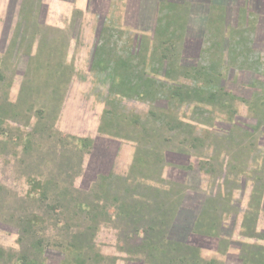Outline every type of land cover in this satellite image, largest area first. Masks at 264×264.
Listing matches in <instances>:
<instances>
[{
	"label": "rangeland",
	"instance_id": "obj_1",
	"mask_svg": "<svg viewBox=\"0 0 264 264\" xmlns=\"http://www.w3.org/2000/svg\"><path fill=\"white\" fill-rule=\"evenodd\" d=\"M55 9L45 15L44 8L41 17L66 32L74 70L58 108L52 99L47 106L33 101L18 121L0 117V264H143L121 250L112 222L100 226L92 250L72 246L80 219L72 197L94 176L99 183L110 164L128 177L127 187L146 178L153 191L195 190L184 194L175 231L186 234L194 214L212 206L218 221L235 229L218 248L216 239L203 238L201 255L240 264L239 243H255L245 218L257 216V231H264V17L255 15V74L223 66L216 73L224 80L209 81L204 66H177L174 51L133 49L135 33L120 19L108 27L106 2L91 5L75 25L74 12L66 20ZM6 52L0 49V66ZM25 70L9 74L12 103ZM104 126L121 137L101 132ZM159 157L165 162L154 164ZM140 168L147 177L133 178L130 170Z\"/></svg>",
	"mask_w": 264,
	"mask_h": 264
},
{
	"label": "trees",
	"instance_id": "obj_2",
	"mask_svg": "<svg viewBox=\"0 0 264 264\" xmlns=\"http://www.w3.org/2000/svg\"><path fill=\"white\" fill-rule=\"evenodd\" d=\"M44 8L40 0L25 1L21 4L18 26L0 66L2 119L12 118L18 121L25 110L30 111L33 101L47 106L48 101L52 99L54 103L51 108H56L64 94L65 83L72 78L74 67L67 61L69 44L65 40L66 32L61 29L54 31L46 24L45 19L41 17V10ZM73 14L75 18L72 16L71 23L75 25V21L83 14L79 10ZM53 34L58 37L51 36ZM21 67L26 68L23 73V87L17 103H12L9 101V76L16 75ZM54 111L51 113L54 114ZM101 132L121 137L114 128L104 126ZM88 143L93 146V142ZM68 159L70 160V157ZM65 161L68 162L67 157ZM163 161L165 162V157H159L154 164L159 165ZM145 163L147 164V161ZM112 169L113 164H110L99 183V176H94L89 189L82 193L76 190L75 197L71 195L72 201L77 204L76 215L80 217L76 225V243L72 244L73 247L92 250L95 248L93 241L100 226L112 222L118 230L119 240H122L121 250L132 263L223 264L218 259L207 260L201 255L203 238L216 239L218 248L220 242L232 237L235 229L234 226L229 228L224 222L218 221L219 217L215 216H218L219 212L215 208L203 206L199 212L203 216L201 219L200 215L194 214L193 223L189 225L186 234L175 231L184 197L186 194L188 197L195 196V190L190 188L188 192L193 193L185 194L183 188L179 189L177 185L153 191L146 187V178L134 186L127 187L128 177L122 178L113 173ZM130 173L133 178L138 177L136 173L145 175L141 168L138 171L131 169ZM220 211H223V208H220ZM257 220V216H248L243 222L244 232L255 239V243H239L243 247L238 258L240 264H264V245L256 243L264 240V231H257ZM191 237L196 238L198 244L191 243ZM95 255L100 258V262L103 261L104 258L100 257L99 253Z\"/></svg>",
	"mask_w": 264,
	"mask_h": 264
},
{
	"label": "crops",
	"instance_id": "obj_3",
	"mask_svg": "<svg viewBox=\"0 0 264 264\" xmlns=\"http://www.w3.org/2000/svg\"><path fill=\"white\" fill-rule=\"evenodd\" d=\"M25 1L31 0H0L2 50L8 49ZM102 1L110 30L118 18L124 31L135 33L133 49L174 51L177 66H184L185 60L188 66H204L209 81L224 80L216 73L223 66L255 74V15L264 17V0H40L45 15L58 7L66 20L74 11L86 14Z\"/></svg>",
	"mask_w": 264,
	"mask_h": 264
}]
</instances>
